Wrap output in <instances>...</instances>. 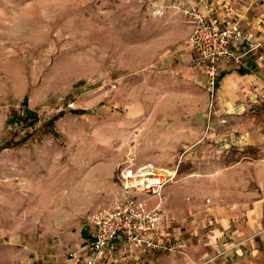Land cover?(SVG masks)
Here are the masks:
<instances>
[{
    "label": "rangeland",
    "instance_id": "374dc122",
    "mask_svg": "<svg viewBox=\"0 0 264 264\" xmlns=\"http://www.w3.org/2000/svg\"><path fill=\"white\" fill-rule=\"evenodd\" d=\"M146 10L141 0H0V264H52L68 257L54 240L75 245L92 235V211L66 219L49 200L70 199L78 188L70 163L78 153L99 163L100 149L119 156L120 174L146 161L163 169L152 202L182 232L167 242L176 249L129 262L230 264L238 254L225 248L236 240L212 237L210 217L264 200V69L211 92L191 67L190 37L163 59L143 22L173 20ZM25 96L33 125L11 121ZM255 241L260 250L244 241L242 254L264 264Z\"/></svg>",
    "mask_w": 264,
    "mask_h": 264
},
{
    "label": "crops",
    "instance_id": "0c3cea01",
    "mask_svg": "<svg viewBox=\"0 0 264 264\" xmlns=\"http://www.w3.org/2000/svg\"><path fill=\"white\" fill-rule=\"evenodd\" d=\"M171 1L172 0H158L159 3L166 6H169ZM210 1L214 6V14L222 24L228 25L237 23L241 28L245 30H253L260 38L264 39V0ZM141 2L147 7V13L151 14L149 0H141ZM198 2L199 0H183V3L185 4H198ZM168 8L169 7H166V11L162 14V18L172 19L173 22H143L144 34L149 38L154 39L152 43L157 44V52L161 54L163 59H168L173 55V52L170 54L165 52L167 48L170 46L183 45L189 40L192 32V26L189 24L185 16L179 11L176 12L172 8ZM180 19H184L186 22H177L180 21ZM194 55L192 49L190 64L192 68L196 69L198 67L194 65ZM176 56H180V58L183 59L187 58L183 52H177ZM240 68H246L248 71L242 73ZM260 69H264V63H257L252 59L248 60V64L244 65H236L224 61L221 63L222 74L220 80L224 79L225 86H227L239 75H253ZM93 153H96V157H99V163H91L89 158L90 153L86 156L87 163H85L82 154L78 153L77 157H74L75 163H70V165L73 166V175L75 178L71 181L73 185L78 188L74 191L70 199L63 197L60 200L59 205L56 204L54 199H50V211H62L66 216V219L82 217L88 212H93L101 205L113 203L114 199L120 195L122 188L121 184L118 185L121 178L119 156L113 153H107L105 149H100L99 152L94 151ZM66 167L67 165L63 166L62 170L65 171L67 169ZM117 178L119 182L116 181ZM149 196H151V198ZM144 197H146V195ZM147 197L149 206L153 207L156 204V200L155 202H152V200H154V198L157 199V197L154 195H148ZM213 212L214 215L210 217V223H213L215 220V226L212 230L216 232V234L212 235V237L216 238L219 237V235H222V238L225 240L228 238L236 240L234 243L227 241L225 246L230 254H233L232 250L237 246L235 251H237L238 254H235V256L233 255L234 257L230 256L232 259L230 264H257V262L253 260V257L250 256L251 254H242L244 247L241 248L240 244L244 241H249V245L253 246L251 248V252L253 253L260 250L257 246L258 242H256L255 239L264 243V200L256 201L253 208L247 209L246 207L242 208L241 206L233 208L229 205L218 208ZM183 215L184 214L182 213L175 212L174 219L179 221L182 219ZM170 223L167 210L165 209L163 210L162 222L155 234V240H160L161 242H165V244L169 241L180 240L179 237L182 233L181 229L177 227L170 229ZM252 230L254 233L251 232ZM87 240L75 245L66 243L63 238L54 240L52 243V246H54L53 250H62V248L67 247L68 257L67 259H62L60 256H54L50 259L51 263L85 264L87 253L84 252L82 248ZM124 249V246L119 242L111 243L105 249L97 264H115V259L118 258L120 260L119 264H134V262L136 263L137 261L144 262L148 260V256L152 253L165 251L159 247H150L146 251H133L132 257L136 258L137 261L134 260V262H129L133 258H127ZM71 251L75 254L72 255L70 253Z\"/></svg>",
    "mask_w": 264,
    "mask_h": 264
},
{
    "label": "built area",
    "instance_id": "2783aa9c",
    "mask_svg": "<svg viewBox=\"0 0 264 264\" xmlns=\"http://www.w3.org/2000/svg\"><path fill=\"white\" fill-rule=\"evenodd\" d=\"M149 4L154 15L164 14L166 7H169L182 13L188 20L192 26L190 44L195 54L194 65L205 74L211 92L219 84L222 62L244 65L252 59L264 63V39L237 23L222 24L214 14L210 0H199L198 4L172 0L169 6L158 0H149ZM166 180L163 169L152 161L128 164L123 169L120 195L113 203L94 210L88 216L92 237L82 248L87 253L85 264H97L105 249L114 242L124 246L127 258L133 256V251H146L150 247L176 249L175 245L169 246L155 240L163 209L160 202L150 207L144 197L145 194L160 197ZM117 263H120L119 258L115 259Z\"/></svg>",
    "mask_w": 264,
    "mask_h": 264
},
{
    "label": "trees",
    "instance_id": "16d2710c",
    "mask_svg": "<svg viewBox=\"0 0 264 264\" xmlns=\"http://www.w3.org/2000/svg\"><path fill=\"white\" fill-rule=\"evenodd\" d=\"M240 71L242 73H245L248 71V69L246 68H240ZM23 108H24V113L21 114H17V117H15L14 119H12L11 121H22V122H28L30 121L28 124L29 125H33L34 121H36L38 119V115L37 113L32 110L29 106H28V97L25 96L24 100H23ZM58 118V116L53 117L52 119H50L49 123L53 124L54 121ZM92 236L88 237L87 239H90ZM86 239V240H87Z\"/></svg>",
    "mask_w": 264,
    "mask_h": 264
}]
</instances>
